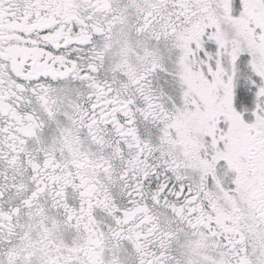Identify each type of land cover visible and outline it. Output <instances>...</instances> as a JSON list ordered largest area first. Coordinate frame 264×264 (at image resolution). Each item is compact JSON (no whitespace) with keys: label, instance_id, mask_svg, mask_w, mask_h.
Masks as SVG:
<instances>
[{"label":"snow or ice","instance_id":"6c2138e0","mask_svg":"<svg viewBox=\"0 0 264 264\" xmlns=\"http://www.w3.org/2000/svg\"><path fill=\"white\" fill-rule=\"evenodd\" d=\"M0 264H264V0H0Z\"/></svg>","mask_w":264,"mask_h":264}]
</instances>
